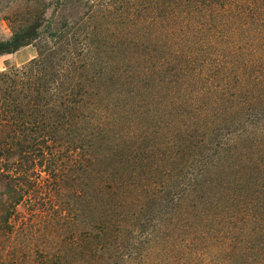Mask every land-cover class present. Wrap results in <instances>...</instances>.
I'll list each match as a JSON object with an SVG mask.
<instances>
[{"label":"trees","instance_id":"obj_1","mask_svg":"<svg viewBox=\"0 0 264 264\" xmlns=\"http://www.w3.org/2000/svg\"><path fill=\"white\" fill-rule=\"evenodd\" d=\"M49 3L0 40V264H264V0Z\"/></svg>","mask_w":264,"mask_h":264},{"label":"rangeland","instance_id":"obj_2","mask_svg":"<svg viewBox=\"0 0 264 264\" xmlns=\"http://www.w3.org/2000/svg\"><path fill=\"white\" fill-rule=\"evenodd\" d=\"M45 11L44 17L50 13L49 0H0V40L8 38L12 33V25L19 19H25L34 13V10ZM37 56L34 44H28L19 49L0 54V70L6 66H20ZM21 213L25 212L23 206H18Z\"/></svg>","mask_w":264,"mask_h":264}]
</instances>
